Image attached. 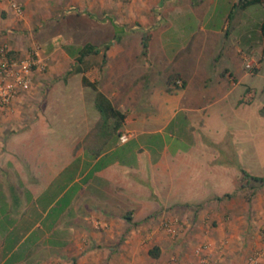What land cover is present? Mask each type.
Returning <instances> with one entry per match:
<instances>
[{"label":"crops","instance_id":"0c3cea01","mask_svg":"<svg viewBox=\"0 0 264 264\" xmlns=\"http://www.w3.org/2000/svg\"><path fill=\"white\" fill-rule=\"evenodd\" d=\"M18 1L22 15L0 0V50L24 57L38 47L49 64L33 74L29 90L0 107V264H202L195 254L202 244L211 262L242 264L263 250L264 182L243 179L242 171L264 177V134H257L264 115L242 102L251 87L230 105L235 135L197 132L224 127L225 100L242 83L227 46L204 56L216 31L187 26L217 0ZM230 13L223 40L236 29L225 37ZM67 20L73 33L66 45L77 35L78 48L91 43L102 54L78 64V53L58 41ZM175 31L189 32L179 46ZM172 73L185 85L168 93ZM83 76L125 115L98 155L76 148L99 119L96 92ZM182 111L185 121L169 132L178 140L172 145L165 133ZM132 139L135 152L114 154ZM166 221L176 224L175 235Z\"/></svg>","mask_w":264,"mask_h":264},{"label":"rangeland","instance_id":"374dc122","mask_svg":"<svg viewBox=\"0 0 264 264\" xmlns=\"http://www.w3.org/2000/svg\"><path fill=\"white\" fill-rule=\"evenodd\" d=\"M194 3L198 4L197 0H193ZM231 0H217V4L212 5L210 9V13L205 14L202 19H192L191 21H188L189 24L187 26L191 27H197V24L206 23L208 25L207 27L213 28L216 32H212V38H210L209 46L204 52V56H211L213 55L220 46H227L229 49V53L231 55L235 54V63H229L230 70L237 74L238 77H241L242 83L237 85L233 91L230 93V96L225 100L226 108H228V117L226 118V124L221 126V128L213 130L209 127V130H198L197 132H202L206 136L213 137L214 135L218 134H226L229 135H235L237 133V125L234 121V112L230 109V105L233 104L238 98L239 95H241L244 91V86H250L251 88H248V92L242 96V102H247L251 104L252 113L257 110H259L264 105V55L262 54V45H263V37L260 32V25L262 21L264 20V3H257L252 4L248 7H246L241 14L242 22L241 24L236 27V29L233 31L229 39L223 40V25L225 23V18L227 13L232 11V7L230 5ZM213 12V14H211ZM240 14V13H239ZM236 13H233L234 19L236 18ZM70 18V17H68ZM194 18V17H193ZM70 21H65V23H61L59 25L60 31L58 34V41L63 44V49L67 50L70 54L78 53V48L76 46V43H78L77 35H74L76 37V43H73L71 45H66L64 42V39H67V37L71 34V25L68 24ZM114 26L115 31L121 32L123 31L122 27H118V25L112 23ZM177 35L176 43L178 46L181 45L184 36L183 34H188V31L184 32H172V34ZM200 33H204L203 31H199ZM143 37H145V34H142ZM80 37V36H79ZM138 33L132 34L130 38L137 39ZM147 37V36H146ZM223 42V43H222ZM65 43V44H64ZM223 44V45H222ZM177 47V46H176ZM235 49L241 50L242 59L238 58V55L234 53ZM142 51H143V45H142ZM101 53V52H100ZM102 54V53H101ZM253 56L255 57L253 61H248ZM142 57H144V54L141 52ZM250 62V66L247 67L246 64ZM49 64V63H48ZM51 64V63H50ZM66 65V63L64 64ZM217 70L221 68V64L216 65ZM48 68V67H47ZM75 66L71 64V70H73ZM47 70V69H46ZM202 71L204 74L207 72L209 73V70H207V67L202 68ZM213 71H211L212 73ZM164 74L159 75L154 80L156 85H160L164 82ZM171 88L173 91H175V86L172 85ZM247 95V93H249ZM245 98V99H244ZM185 112H180L176 118L174 119L172 125L167 129V132L165 133V140L171 141L172 145H176L178 143L177 139H172L169 132L172 131V128L175 124L181 123L182 121H185L184 118ZM259 121L262 119L261 117H258ZM264 119V118H263ZM257 134L262 135L264 134V127L259 126L257 128ZM116 139V138H115ZM114 140V139H113ZM119 141V138H118ZM120 142V141H119ZM182 145V144H181ZM139 142L137 139H132L128 143H126L122 148H118L117 151H115L114 154L123 152V151H130L135 152L138 149Z\"/></svg>","mask_w":264,"mask_h":264},{"label":"built area","instance_id":"2783aa9c","mask_svg":"<svg viewBox=\"0 0 264 264\" xmlns=\"http://www.w3.org/2000/svg\"><path fill=\"white\" fill-rule=\"evenodd\" d=\"M17 13L22 15V8L18 0H3ZM9 50H0V107L8 106L20 93L29 90L33 82L35 72H43L47 69V58L39 54V48L35 47L24 57L8 55ZM250 66V62L246 64ZM175 86H181V80H175ZM122 143L128 140V135L122 134L119 137ZM163 228L168 234L175 235L177 226L172 221L163 223ZM260 237L264 244V224L260 230ZM195 254L202 264H219L218 261L211 262L210 246L202 244L195 248ZM264 255V249L252 253L242 264H258Z\"/></svg>","mask_w":264,"mask_h":264},{"label":"trees","instance_id":"16d2710c","mask_svg":"<svg viewBox=\"0 0 264 264\" xmlns=\"http://www.w3.org/2000/svg\"><path fill=\"white\" fill-rule=\"evenodd\" d=\"M257 3H264V0H238V2L234 5L233 10L228 16L229 22L228 26L225 30V37H227L233 29L236 27V25L239 23V13L245 9L246 7L257 4ZM236 13V18L234 19L233 13ZM261 35L264 40V20L262 21L260 25ZM142 45H143V51L142 53L146 55L147 53V37L142 38ZM106 47V45H105ZM100 50H98L95 45L91 43H86L78 52V56L76 57V61L78 64L83 63L84 57L88 56L89 54H99ZM262 54L264 55V43L262 46ZM9 56L16 57V53L9 51ZM220 57V52L215 58L216 60ZM74 72H81L83 69L77 65L73 70ZM180 79L181 80V86H175V80ZM82 81L85 85H88L92 87L95 90V107L99 112V119L97 123L95 124L92 131L83 139V142L77 144L76 148L83 146L85 149L90 151L93 155H98L103 148L105 147L107 143V139L109 138V135L111 133H116L117 129L120 127L121 122L124 119V113L117 110L115 106L112 104L111 100L102 93L98 88L97 85L94 82H90L86 76L82 77ZM166 91L168 93L173 92V89L171 88V85L175 86V90L182 88L185 85V82L180 78L178 74L172 73L168 76L166 80ZM260 114L264 115V105L260 109ZM113 120V122H111ZM243 171V179L246 177H250L251 179L258 181V182H264V177H258V176H251L248 173Z\"/></svg>","mask_w":264,"mask_h":264}]
</instances>
